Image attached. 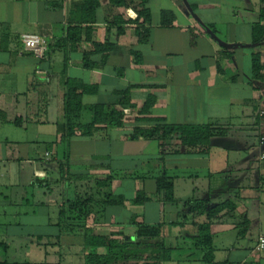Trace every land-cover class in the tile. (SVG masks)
<instances>
[{
	"label": "crops",
	"instance_id": "0c3cea01",
	"mask_svg": "<svg viewBox=\"0 0 264 264\" xmlns=\"http://www.w3.org/2000/svg\"><path fill=\"white\" fill-rule=\"evenodd\" d=\"M145 1L150 24L136 20L140 0L122 13V24L113 21L117 13L109 0H98L92 20L78 10L81 0H0V261L85 264L81 235L55 239L54 210L76 196L90 197L96 205L107 194L123 196L124 205H106L102 214L87 219V228L96 234L131 235L136 224L164 223L159 239L171 258L160 264L203 261L206 249L196 247L194 239L196 224L205 218H192L183 207L164 220L168 203L163 190L156 192L158 178L172 184L179 204L207 197L212 204L233 203L232 217H218L210 225L214 261L245 264L252 258V251L226 247L217 259L220 249L213 242L216 235L235 231L242 214L250 223L244 202L259 200L264 191V166L262 170L258 158L264 147L257 142L248 152L246 142L250 132H256L257 141L264 136L259 116L264 80L252 76L251 63L257 53L264 65V39L252 42L264 0ZM165 11L174 16L171 25H160ZM82 18L88 23L78 30ZM136 28H148L144 41H138ZM22 34L45 38L44 59L23 49ZM103 45L112 46L105 62ZM85 59L90 69L84 67ZM68 78L96 86L82 96L80 124L91 122L92 107L101 103L122 110L123 126L97 125L90 136L76 128L74 137L61 142ZM150 98L152 105L143 111ZM121 101L129 104L121 106ZM162 124L209 125L226 135L212 137L207 154L183 146L178 136L162 143L131 137L136 129ZM230 135L239 145L234 157L226 147L212 151L215 139ZM64 162L68 174L61 175ZM137 191L149 199L135 205Z\"/></svg>",
	"mask_w": 264,
	"mask_h": 264
},
{
	"label": "trees",
	"instance_id": "16d2710c",
	"mask_svg": "<svg viewBox=\"0 0 264 264\" xmlns=\"http://www.w3.org/2000/svg\"><path fill=\"white\" fill-rule=\"evenodd\" d=\"M135 0H109L110 5L116 11L114 15L115 22L124 23L121 19L122 13L129 7L130 3ZM78 10L90 14L92 20L94 12L98 7V0H81L78 4ZM135 7V6H133ZM136 8V7H135ZM83 13V14H84ZM136 20L141 19L143 24H150L151 15L146 6L145 0H140L139 7L136 9ZM85 15V14H84ZM173 14L165 11L161 13L160 25H171ZM78 23V30H81L82 23H88V20L82 18ZM90 28H86L87 30ZM73 30L76 29L74 28ZM118 31L123 33L122 26H119ZM148 28H136L135 34L138 41H144L145 34ZM75 35V34H74ZM71 42L74 43L75 36H72ZM264 39V7L259 10V21L252 27V42L258 44ZM112 46H101V60L105 62L107 55ZM87 59L84 61V67L91 68V63ZM252 76L264 80V75H260V71L264 69L261 64L259 55L254 53L251 57ZM66 93L64 96V117L65 122L59 127L61 142L69 141L74 137L75 129L79 128L83 136H90L96 129L97 125L107 124V127H122V110L106 104H96L92 107V121L88 124H80V114L82 111V96L95 92L96 86L87 85L80 79L68 78L64 81ZM125 94V93H122ZM125 102V103H123ZM153 99H148L143 105V111H147L152 105ZM129 104L127 101H121V106ZM264 118V113L261 116ZM226 132L223 129H215L209 125H166L162 124L158 127L145 130H134L131 135L132 139L144 138L155 139L159 143L164 140L178 136L181 144L188 148H194L198 153L207 154L211 147V138L214 136H225ZM64 165V166H63ZM60 167L61 175L68 174L67 162H64ZM110 180L109 178L105 179ZM105 183V182H104ZM164 191V200L167 204H178L172 193V184L166 179L158 178L156 181V192ZM148 196L143 191H137L132 202L135 205H140L147 201ZM126 199L120 195L107 194L104 200L93 202L90 197L76 196L69 198L63 202L62 208L57 213L55 239L59 240L61 234L78 233L83 238L84 262L85 264H160L168 261L171 258V251L164 247L160 242V234L164 223L154 225L136 224L133 226L132 234L125 235L122 232H109L104 234H96L91 228H87L86 221L93 214H102L103 208L106 205L120 206L124 205ZM182 206L186 213L192 218L204 217L205 221L196 224V236L194 244L199 249H206L203 261L206 264H236L229 260L222 262L214 261L212 235L210 233V225L213 220L218 217H232L235 206L229 200L212 204L211 198L204 199H188L182 202ZM241 223L237 229H243L245 234L249 220L246 214H242ZM172 224H175L172 223ZM115 235L123 237L113 238ZM238 235H242L238 232ZM41 240L40 237L37 238ZM0 264H60L59 262H43V263H28V262H9L8 260L0 261Z\"/></svg>",
	"mask_w": 264,
	"mask_h": 264
},
{
	"label": "rangeland",
	"instance_id": "374dc122",
	"mask_svg": "<svg viewBox=\"0 0 264 264\" xmlns=\"http://www.w3.org/2000/svg\"><path fill=\"white\" fill-rule=\"evenodd\" d=\"M84 115H86V113H84ZM83 121H86V118H84ZM248 135H249V138L246 139V142H249V144L247 146H250V147L252 146V148L250 147L247 148L249 152L250 150L258 147L257 146L258 141L256 138V132H250ZM213 142H214L213 147H212L213 152H218L219 150H217V148L219 146L221 149L226 147L230 158L234 157L238 153L237 151L238 149L236 148L239 147V145L234 139H231V135H230V138L229 137L228 138H217ZM244 144L245 142H243L242 145ZM260 162H261L260 163L261 169L263 170L264 160H260ZM52 166H54L55 168L54 163L52 164ZM252 176H253V182L254 184H256L257 173H254V175ZM51 188H52V191L56 190V184H52ZM263 188H264V185H263ZM181 193L183 194L184 191H182ZM244 203L246 204L247 207L250 208L249 215H250V220H251V222L247 226V230L245 234L243 232V229L239 228V229H236L235 231L224 233L221 236L219 234L216 235L214 237L213 244L217 246L218 249H220L219 251L216 252V258L222 259V256L226 253V247L227 248L233 247L236 250L247 249L248 251H252V255H251L252 258L246 261L245 264H264V250H261V251H256L255 249L253 250L257 236L260 233L262 234L264 233V191L262 192L261 198L259 200L255 199V200L247 201ZM181 205L182 204H179V203L178 204H167V209L165 208L166 212L163 215L164 220L167 221L169 218H171L172 212H176L180 208L183 209V206ZM54 211L55 212L53 215H55L56 213V216H57V213L59 211L58 210H54ZM238 232H241L242 235L241 236L238 235ZM223 245H224V248L222 249ZM196 262L197 263H194V264H205V262L202 260H197Z\"/></svg>",
	"mask_w": 264,
	"mask_h": 264
},
{
	"label": "built area",
	"instance_id": "2783aa9c",
	"mask_svg": "<svg viewBox=\"0 0 264 264\" xmlns=\"http://www.w3.org/2000/svg\"><path fill=\"white\" fill-rule=\"evenodd\" d=\"M20 42L24 50L31 52L38 59H44L48 51L47 41L43 36L35 34H22L20 35ZM264 111H261L259 116L263 115ZM259 146L264 147V136L259 138ZM49 154L46 153L48 158ZM258 158L264 160V150L258 153ZM256 251L264 250V233L257 238Z\"/></svg>",
	"mask_w": 264,
	"mask_h": 264
},
{
	"label": "bare ground",
	"instance_id": "6f19581e",
	"mask_svg": "<svg viewBox=\"0 0 264 264\" xmlns=\"http://www.w3.org/2000/svg\"><path fill=\"white\" fill-rule=\"evenodd\" d=\"M130 13V12H129Z\"/></svg>",
	"mask_w": 264,
	"mask_h": 264
}]
</instances>
